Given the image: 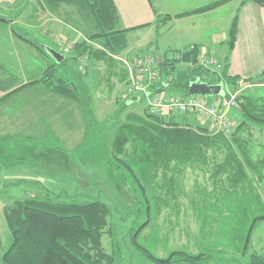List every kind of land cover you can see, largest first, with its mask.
Returning a JSON list of instances; mask_svg holds the SVG:
<instances>
[{
    "label": "trees",
    "instance_id": "1",
    "mask_svg": "<svg viewBox=\"0 0 264 264\" xmlns=\"http://www.w3.org/2000/svg\"><path fill=\"white\" fill-rule=\"evenodd\" d=\"M229 1L231 0H213L197 9L179 13L174 18L212 11ZM250 1L264 7V0ZM41 2L51 11L64 5L86 12L89 18L93 19L94 32L85 40L74 42L75 44L66 41L63 47L71 50L67 54L63 53V60L46 68L40 80L20 86L2 97L0 102L19 89L41 84L60 97L77 101L91 122L93 112L84 82L87 73L82 68L78 69L79 62L86 57L88 63L96 61L107 64V71L112 75L114 68L110 62L113 63V56L123 52L128 43L127 33L138 27L116 29L119 15L114 0ZM171 19V16L166 15L160 21L164 24ZM237 26L238 17L235 14L228 28L229 53L235 44ZM15 34L22 37L17 32ZM23 40L33 45L40 53L46 54L30 39ZM92 41L97 43L96 47L88 45V42ZM173 52L174 56L170 58L154 57L153 70L157 76L151 80L155 88L148 87L150 91H165L172 87L177 90L182 87L188 93V85L194 80L181 81V63L189 64L187 70L191 67L188 74L195 71L202 74L211 73L219 80L217 83L230 85L232 93H235L236 88L243 82L228 74L227 58L219 76L220 67L198 65L201 55L197 45L187 51ZM114 74L117 76L115 72ZM262 76L264 69L256 77ZM123 78L125 81L124 75L121 79ZM213 84L212 81L210 85ZM229 95H225L227 100H230ZM234 101L239 105L241 121L236 130L231 132V138L220 129L209 133L206 128L190 126L192 123L181 124L174 120L173 116L139 115L135 112L125 115L114 131L108 153L111 158L121 163L124 173L120 176L131 180L135 193L129 192V195L134 198L138 211L145 217L142 224L153 225L162 210L171 208L176 211L179 208L178 198L180 194H184L179 180L189 174L194 177L193 194L189 197L190 207L195 210L202 203L206 190H203L200 198L194 195L199 193L201 185H204L207 191L212 187L210 194L205 196L209 198L207 203L212 206L211 211L214 213L203 214V219L207 221L205 225L209 223L211 226L217 222V225L219 223L223 227L220 235L216 237L218 240L228 236L243 237L239 250L243 254L247 252L255 226L264 220L263 202L248 173L250 170L257 179L263 173L264 141L258 144L259 148L254 145L256 141L253 139V127L257 129L255 131L264 130V98L252 99L239 94ZM211 102L219 107L222 105L214 98ZM225 118L227 120V117ZM4 147L6 146H0V167L6 165V161L13 164L16 161L25 163L23 158L14 161L5 158L7 151ZM49 150L66 154L63 161L68 162L67 153L61 148ZM219 153L223 155L220 162ZM9 158H12V155ZM68 165L67 168L70 169V164ZM204 207H207L206 204ZM109 215V207L98 199L64 202L46 193L42 197L27 196L13 201L4 207L11 241L0 255V264H113L114 258L107 254L102 246ZM215 216L217 218H214ZM140 231L138 228V233L132 234L131 238H140ZM147 234V238H159L158 230L153 226ZM207 236L209 234L202 233V238ZM135 248L154 264H199L210 259L204 250L196 254L185 250L171 251L167 257L162 258L138 244H135ZM249 259L250 264H264V256L252 253Z\"/></svg>",
    "mask_w": 264,
    "mask_h": 264
},
{
    "label": "rangeland",
    "instance_id": "2",
    "mask_svg": "<svg viewBox=\"0 0 264 264\" xmlns=\"http://www.w3.org/2000/svg\"><path fill=\"white\" fill-rule=\"evenodd\" d=\"M248 1L250 0H231L212 11L209 10L204 13L174 18L175 15L197 9L209 3L210 0H147L148 6L154 13L156 12L155 16L158 14L157 11L160 10L176 11L173 15L168 14L172 19L167 22L171 24L172 21L181 19L182 21H180V24L182 27L178 30L169 31L167 28L168 25L166 24L167 22L163 24L160 21L165 17L163 16L158 21L156 19V22L153 19L152 21L148 20L136 26L138 27L137 29L128 32L126 35L128 42L127 47L117 56H113V63L110 62L116 74L123 72L122 74L126 79L125 81L124 78L121 79L123 76L122 74L120 76L113 75L114 72L112 75L109 74V71H107V64L96 61L88 63L86 57L81 59L78 69L80 70V68H82L87 73L84 82L88 89V96L90 97V99H88L90 109L93 112L90 122L89 117H87L82 107L84 113L82 114V123L84 121L82 128H85L83 141L81 144H78L77 147H61L68 156V162H65V160L63 161V156L66 154L54 153L53 150H42V155L34 148L17 152V150L20 149L18 146L23 145V142H20L23 140L21 138H18V141L12 138L4 141L1 140V142L6 143L4 149L12 155V158L6 156L9 160L12 159V161H14L16 159L18 160V158H23L25 159V163L16 161V163L13 164V162L6 161L5 164L8 169L15 173L17 177H9L6 172L0 171V184L6 185L3 189H0V195L11 201H16L27 196L36 195L42 197L46 193H49L54 199L64 202H80L91 199L102 201L110 209L108 226L102 238V246L104 251L114 258L113 264H154L135 248V244L156 253L162 258L167 257L171 251L185 250L196 254L204 250L205 254L208 255L210 259L207 262H200L199 264H250V254L254 253L260 257L264 256V220L255 226L248 243V250L245 254L239 250L243 238L242 236V238H230V236H228L227 238L218 240L216 237L220 235V230H222L223 227L219 225V223L217 225V222H214L211 226L209 223L205 225L207 221L203 219L204 213H214L211 211L212 206L207 203L209 198L205 196L206 194H210L212 187L208 188L207 191L205 186L201 185L199 193H194V195L200 198L203 194V190H206V194L203 196L202 203L198 208H195V210L192 209L189 204V197L193 194L192 187L194 185V177L189 174H187L184 179L180 178L179 180L184 191V194H180L178 198L179 208L176 211L171 208L162 210L161 215L154 220L153 225L149 223L142 224L145 221V217L138 211V205L135 203L134 198L129 195L130 193H135L131 180L130 178H122L120 176L121 173H124L121 168V163L111 158L108 153L114 131L123 121L125 115L129 112L146 115L149 112L147 108L145 110L147 106L146 95L144 92L139 93V90L132 87L130 73L135 58L143 57L146 59H153L151 53L154 55L153 53L155 52H152L153 49L149 47L150 44L156 47L153 28L156 27L157 34L159 32L161 33V38H156L159 42L158 47L166 49V46L172 43L171 47L167 49L170 50L168 51L170 56H174V52L172 51L175 49L174 47L189 45V43L192 44L194 41H197L198 37L204 39L205 35H208L207 31L203 29L205 26L204 23L197 27L203 30L193 28V26H189V24L191 22H203V18L207 14L211 16L210 13H212L217 20V22L213 20L216 22L215 28L219 27L227 31V39L225 38L224 42H222L224 43L222 44V48L218 47L216 51L214 50L220 57L217 55L212 57L215 59V64L220 66L218 71L219 76L224 65V57L229 53L228 28L235 14H237L239 19V8ZM124 5L127 8L128 14L133 15L135 13L136 9L129 11L134 4ZM115 6L119 15L116 29L124 28L121 25L119 7L116 3ZM75 10L77 14L71 11L72 14H75V20H67L68 18L64 19V22H69L71 25H80L78 39H69L68 35L62 38L70 43L83 41L94 32L93 19L89 18L86 12L78 8ZM67 16L72 18V16L68 14ZM43 38L47 40L44 35ZM177 39H179V42ZM64 43L66 42L60 41V39H57L55 42L56 47H59L58 45H62L63 47ZM88 45L96 47L97 43L92 41L88 42ZM63 48L65 54L71 50H67L65 47ZM188 49L190 48H185L184 51ZM201 55L203 54L201 53ZM27 59L25 64L31 66L30 63H27ZM188 65L189 64L186 63L180 64V72H183L182 82L200 80L210 84L213 81V85L221 86L222 93L224 92V88L225 91L229 89L227 84L224 87L222 84L217 83L219 80L212 76L211 73L202 74L195 71L188 74L191 68L187 70L186 67ZM35 73H37V70ZM16 75L21 77L18 73H16ZM18 77H14L16 82L21 81ZM38 77L41 78V76ZM40 78L37 80H40ZM253 79L254 77H252V80ZM259 79L261 78L259 77ZM230 89L229 99L231 102L230 100L219 98V101L223 100L222 103H224V101L228 102V105H221L224 115L227 117V121L231 126L228 128L229 132L223 131L227 136H230L231 132L236 130V126L241 121L239 105L234 103V98L239 94L240 96H247L252 99L264 98V84L260 85L259 82L246 85L243 81L236 88L235 93H232ZM48 92L52 93L51 91ZM168 92L182 98L189 96L187 90L182 87H179L177 90L172 87ZM201 97H204L209 102L212 101V97ZM73 102L79 104L77 101ZM125 107H127V109H125ZM188 123H192L190 126L195 128H206L209 133H215V131H217L212 129L207 122L196 118L191 117V121L186 124ZM253 130V139L257 142H254V145L259 148L258 144L264 141V130L255 131L257 129L254 127ZM55 147L56 146L50 145L49 149H54ZM222 158L223 155L219 153V162ZM68 164H70V169L67 168L69 166ZM248 173L264 205V168L261 177L258 179L250 170H248ZM205 204L207 206L206 208L204 207ZM214 218L217 217L215 216ZM152 226L158 230L159 238H147V233ZM138 228L141 230L139 233L141 237L131 238L132 234L136 235L138 233ZM203 230L205 232H203ZM202 233H207L209 236L202 238ZM10 241L11 238L9 234V241L5 249H7ZM3 252H1L0 255ZM171 264L186 263L174 262Z\"/></svg>",
    "mask_w": 264,
    "mask_h": 264
},
{
    "label": "crops",
    "instance_id": "3",
    "mask_svg": "<svg viewBox=\"0 0 264 264\" xmlns=\"http://www.w3.org/2000/svg\"><path fill=\"white\" fill-rule=\"evenodd\" d=\"M40 2L41 0H0V99L20 86L37 80L40 78L38 76L42 77L46 68L58 63L56 56L50 53L53 51L63 55L64 48L62 45L56 47L57 39L66 42L62 38L67 35L72 40L79 38L80 25L75 26L69 22H64V19L67 18V20L76 19L75 14L77 12H75L74 7L63 5L51 11ZM114 2L119 7L121 25L124 28H133L148 20L152 21V19L156 22V19L158 21L163 16L173 15L176 12L160 10L155 16L156 12L151 10L147 0H114ZM124 4H134L129 11L136 9L135 13L133 15L128 14ZM71 11L75 14H72ZM67 14L72 18L68 17ZM210 14L211 16L207 14L203 18V22H191L189 24L193 28L207 31L208 35L206 34L204 39L198 37L197 41L192 44L174 47L175 49L172 51H184L185 48H192L197 45L200 47V55L202 53L203 57L215 62L212 57L216 55L220 57L215 51L218 47L222 48V44H224L222 42L225 38L227 39V31L222 27V29L215 28L216 17L212 13ZM180 21L182 20H174L171 24L167 22L169 31L180 29L182 27ZM202 23L205 24L204 28H197ZM153 31L155 32L156 47L150 44L149 47L153 49L152 52H155L154 55L151 53V56L153 59L154 57L159 59L162 56L170 58V54L166 51H170L167 48H170L172 43L167 45L166 49L163 48L164 51L158 47L159 42L156 39L161 38V33H156V27L153 28ZM15 32L22 37H18ZM43 35L47 40L43 38ZM23 38L30 39L40 46L46 54L40 53L38 49L24 41ZM177 41L179 42V39ZM226 58L229 75L238 77L246 85L256 84V82H259L260 85L264 84V76L260 77L261 79L255 78L264 69V7L252 1L240 6L235 44L231 52L225 55L224 62ZM26 59L31 66L25 64ZM36 70L37 73H35ZM16 73L21 77H18ZM117 75L120 76V72ZM14 77H18L21 81L16 82ZM252 77H254L253 80ZM222 85L225 87L226 84ZM227 86L229 89L231 88L230 85ZM229 89L225 91L224 88V92L220 96L212 98L222 104L223 100H227L225 95L230 94ZM48 91L45 86L37 84L19 89L0 102V146L6 145L1 140L12 138L18 141V138H21L23 140L20 142H23V145L18 147L22 151L34 148L42 155V150H49L50 145L59 148H72L81 144L85 130L82 128L84 124V121L82 123V114H84L82 106ZM168 91L169 89L164 92L170 95L171 93ZM171 95L175 96V94ZM219 98L223 100L219 101ZM173 118L181 124L191 121V117L183 115H177ZM10 155L11 153L7 152L5 157L9 158ZM0 171L6 172L9 177H17L8 169L7 165L0 167ZM5 186L1 183L0 189ZM13 201L0 195V253L3 252L9 241L4 207Z\"/></svg>",
    "mask_w": 264,
    "mask_h": 264
},
{
    "label": "built area",
    "instance_id": "4",
    "mask_svg": "<svg viewBox=\"0 0 264 264\" xmlns=\"http://www.w3.org/2000/svg\"><path fill=\"white\" fill-rule=\"evenodd\" d=\"M154 64L155 61L153 59L135 58L130 73L132 87L139 90V93L144 92L146 95L147 106L145 108L148 109V114L155 116H175L180 114L205 121L212 129L228 130L229 123L225 118L222 106L219 107L198 95H189L182 98L176 95H168L164 91H150L148 87L155 88L151 84V80L157 76V73L153 70ZM198 65L220 67L214 61H209L203 56L199 58ZM222 104L225 106L228 105V102L224 101Z\"/></svg>",
    "mask_w": 264,
    "mask_h": 264
},
{
    "label": "water",
    "instance_id": "5",
    "mask_svg": "<svg viewBox=\"0 0 264 264\" xmlns=\"http://www.w3.org/2000/svg\"><path fill=\"white\" fill-rule=\"evenodd\" d=\"M56 56L57 62L63 60V55L57 54L56 52L51 51ZM55 58V57H54ZM222 94V89L220 85H210L200 80L191 81L188 85V95H201L208 97L217 98Z\"/></svg>",
    "mask_w": 264,
    "mask_h": 264
}]
</instances>
